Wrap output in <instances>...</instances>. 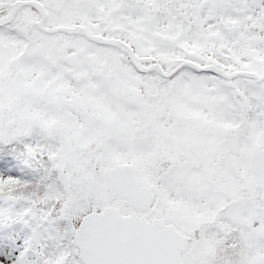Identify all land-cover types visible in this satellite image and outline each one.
Instances as JSON below:
<instances>
[{
  "label": "snow or ice",
  "instance_id": "1",
  "mask_svg": "<svg viewBox=\"0 0 264 264\" xmlns=\"http://www.w3.org/2000/svg\"><path fill=\"white\" fill-rule=\"evenodd\" d=\"M0 264H264V0H0Z\"/></svg>",
  "mask_w": 264,
  "mask_h": 264
}]
</instances>
